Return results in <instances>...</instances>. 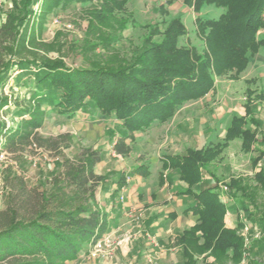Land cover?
Masks as SVG:
<instances>
[{"label":"rangeland","instance_id":"rangeland-1","mask_svg":"<svg viewBox=\"0 0 264 264\" xmlns=\"http://www.w3.org/2000/svg\"><path fill=\"white\" fill-rule=\"evenodd\" d=\"M43 1L0 0V28L9 17L20 19L25 10L32 14L19 40L4 44L5 60L14 65L0 84V98L7 101L0 120L12 126L27 118L25 110L43 112L44 124L38 132L44 140H54L60 146L0 153V211L9 205L11 183L16 177L30 189L49 194L64 158L74 159L86 150L99 152L102 160L94 170L105 178L97 200L109 215L106 234L114 233L115 242H125L100 253L94 252V245H84L79 257L66 264H184L187 258L176 246V239L195 227L198 217L182 214L186 207L193 206L194 199L184 194L188 187L180 182L177 171L164 167L165 160L189 150L227 143L232 120L246 119L247 90L264 91V49L249 59L238 79L215 78L206 96L184 103L171 120L131 132L114 116L96 108L68 117L51 103H38L34 100L35 66L18 68L16 64L62 61L72 69L116 68L141 53L151 25L158 26L155 41H159L175 19H180L186 30L180 47L203 54L205 44L197 35L193 10L177 0H118L122 8L98 21L94 13L100 0L71 1L64 6L49 4L47 9ZM224 12L206 6L201 16L218 20ZM254 114L263 124L260 131H264V106L256 104ZM246 128L254 129L251 124ZM61 137L68 140L59 141ZM119 141L125 144V155L115 150ZM68 143L70 147L65 148ZM261 149L257 143L254 152L246 154L240 140L228 142L203 172L201 183L191 190L195 193L217 187L221 191L225 227L234 231L243 245L242 256L232 251H208L195 254L192 264H264V188L256 179L258 173L264 172V161L254 164ZM141 167L147 177L135 174ZM162 174L171 186L163 191L158 189ZM232 180L239 182L241 191L227 189ZM169 195L172 199L168 201ZM171 212L175 216H169Z\"/></svg>","mask_w":264,"mask_h":264},{"label":"trees","instance_id":"trees-1","mask_svg":"<svg viewBox=\"0 0 264 264\" xmlns=\"http://www.w3.org/2000/svg\"><path fill=\"white\" fill-rule=\"evenodd\" d=\"M71 1L87 0H44L42 6L47 9L49 4L64 6ZM177 1L196 16L197 35L205 44L203 54L180 47L186 36L180 19L170 23L159 41H155L158 26L151 25L141 53L132 62L116 68L72 69L62 61L17 63L18 68H36L34 100L51 103L68 117L96 108L114 116L133 132L154 122L171 120L184 103L206 96L213 89L215 78L238 79L247 69L249 59L264 49V0ZM206 6L225 12L218 20H205L201 12ZM121 8V1L100 0L94 15L103 21ZM31 17L30 11L25 10L22 18L9 17L0 28V84L14 65L5 60L4 44L17 42ZM246 97V119L232 120L227 143L189 150L165 160L164 166L178 171L181 181L188 186L187 193L194 199L185 214L198 217V224L176 239V246L187 258L184 264H192L195 254L208 251L243 254L241 238L225 227L226 208L221 191L215 187L192 193L191 189L201 183L203 172L230 141L240 140L246 154L253 153L259 143L262 149L254 164L258 166L264 161V131H260L263 124L254 114L256 104L264 106V91L248 89ZM6 105L7 101L0 98V111ZM25 112L27 118L16 125L8 126L0 120V153L14 154L33 146L57 149L60 145L56 141L44 140L38 132L44 124V113ZM248 124L254 129H247ZM62 140L68 139L61 137L59 141ZM64 147L69 148V143ZM115 150L120 155L127 153L123 141L115 145ZM101 160L99 152L90 150L74 159L64 158L60 164L62 171L53 178L49 194L30 189L20 177L14 179L9 205L0 211V264H66L79 257L84 245H95L108 232L109 215L97 200V191L105 178L94 170ZM135 174L148 176L142 167ZM256 179L264 188V172L258 173ZM227 189L241 191L236 180Z\"/></svg>","mask_w":264,"mask_h":264},{"label":"built area","instance_id":"built-area-1","mask_svg":"<svg viewBox=\"0 0 264 264\" xmlns=\"http://www.w3.org/2000/svg\"><path fill=\"white\" fill-rule=\"evenodd\" d=\"M113 236H114V233L106 234L100 240H98L94 245V249H95L94 252L100 253L105 249L112 248L115 245L119 246L125 242L124 240L115 242V239Z\"/></svg>","mask_w":264,"mask_h":264},{"label":"crops","instance_id":"crops-1","mask_svg":"<svg viewBox=\"0 0 264 264\" xmlns=\"http://www.w3.org/2000/svg\"><path fill=\"white\" fill-rule=\"evenodd\" d=\"M165 167V166H164ZM166 169H171L170 167H165ZM171 170H173V169H171ZM174 171H176V170H174ZM178 172V171H177ZM179 174V173H178ZM139 177H142V176H139ZM179 180H180V182L182 183V184H184V185H186L183 181H181V179H180V175H179ZM199 185V184H198ZM169 187V188H171V186H170V184L169 183H167L166 182V176L165 175H161L160 177H159V180H158V189L159 190H161V191H163L164 190V187ZM187 186V185H186ZM188 187V186H187ZM193 189V188H192ZM191 189V190H192ZM187 191H188V189H187ZM187 191H186V193H184V194H190V193H187ZM195 193H198V192H195ZM174 194H176L177 195V193H174ZM160 197L163 199V196L160 194ZM170 199H172V195H169L168 196V198H167V200L169 201ZM127 205H128V203H127ZM129 206V205H128ZM133 206V205H132ZM135 208V207H134ZM190 207H186L184 210H183V212H182V214L184 215V216H187L186 214H185V211L187 210V209H189ZM189 215V214H188ZM191 215V214H190ZM169 216H175V214L173 213V212H171V213H169ZM193 216V215H192Z\"/></svg>","mask_w":264,"mask_h":264}]
</instances>
